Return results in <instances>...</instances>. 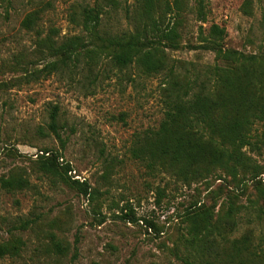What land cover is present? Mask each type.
I'll use <instances>...</instances> for the list:
<instances>
[{
    "label": "rangeland",
    "instance_id": "374dc122",
    "mask_svg": "<svg viewBox=\"0 0 264 264\" xmlns=\"http://www.w3.org/2000/svg\"><path fill=\"white\" fill-rule=\"evenodd\" d=\"M118 1L131 6L135 0ZM206 1V21L184 11L183 45L168 50L180 72L213 62V53L193 45L199 25L204 31L211 23L223 26L227 47L264 54V0H252L249 14L242 10L244 0ZM94 2L0 1V179L27 180L22 188L0 184V243L22 241L16 255L0 256V264H183L171 245L178 215L195 198V185L175 189L168 175H148L129 152L144 132L157 129L163 116L162 74L119 68L107 59L91 72L27 73L49 59L36 53L38 38L50 34L61 42L74 34L84 36L82 9ZM32 11L38 19L26 30L20 22ZM113 16L108 18L114 27L131 29L120 9ZM51 104L58 107L62 141L47 129ZM45 150L56 152L63 167L69 165L66 178L98 192L85 194L40 172L36 160ZM251 155L264 168V150ZM260 178L264 181V173ZM220 182L209 180L211 187ZM157 185L164 188L158 199ZM125 204L131 205L134 221L118 217ZM245 226L241 223L235 235ZM54 241L64 250H56Z\"/></svg>",
    "mask_w": 264,
    "mask_h": 264
},
{
    "label": "trees",
    "instance_id": "16d2710c",
    "mask_svg": "<svg viewBox=\"0 0 264 264\" xmlns=\"http://www.w3.org/2000/svg\"><path fill=\"white\" fill-rule=\"evenodd\" d=\"M251 2H242L245 14L250 13ZM118 9L132 23L131 29L120 30L110 22L108 17ZM184 11L203 23L207 1L191 0L188 6L185 0H135L131 6H121L118 0H95L82 9L84 36L74 34L61 42L50 34L38 38L36 53L49 59L27 73L91 72L105 59L119 68L136 66L146 75L161 73L163 116L157 129L144 132L129 152L148 175H168L175 189L195 185V198L178 215L172 253L183 264H264V181L260 178L264 168L251 155L264 150V54L227 47L223 26L211 23L204 31L199 25L198 43L193 45L213 53V62L180 72L178 60L168 50L183 45ZM37 19V11L29 12L20 25L31 30ZM261 23L264 29V13ZM47 129L63 140L55 104L48 108ZM58 157L45 150L36 160L38 170L85 194L98 192L66 178L69 165H60ZM210 179L221 182L211 187ZM0 184L6 189L22 188L27 180L8 176ZM155 192L158 199L164 188L157 185ZM121 211L119 218L134 221L130 204ZM241 223L246 226L235 235ZM21 245L20 239L0 243V256L16 255ZM53 246L60 252L65 248L59 241Z\"/></svg>",
    "mask_w": 264,
    "mask_h": 264
}]
</instances>
